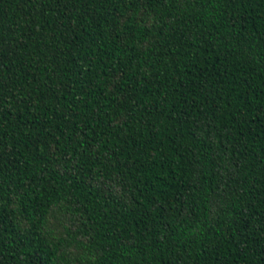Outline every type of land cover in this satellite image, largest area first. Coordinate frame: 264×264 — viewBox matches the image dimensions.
<instances>
[{"label":"trees","instance_id":"obj_1","mask_svg":"<svg viewBox=\"0 0 264 264\" xmlns=\"http://www.w3.org/2000/svg\"><path fill=\"white\" fill-rule=\"evenodd\" d=\"M0 264H264V0H0Z\"/></svg>","mask_w":264,"mask_h":264}]
</instances>
